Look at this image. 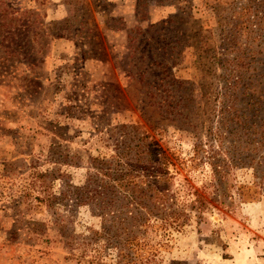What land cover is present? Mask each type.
<instances>
[{"label": "rangeland", "instance_id": "rangeland-1", "mask_svg": "<svg viewBox=\"0 0 264 264\" xmlns=\"http://www.w3.org/2000/svg\"><path fill=\"white\" fill-rule=\"evenodd\" d=\"M6 2L61 37L36 68L0 75V264H124L103 241L80 244L99 230L87 208L29 207L30 180L61 153L79 185L90 158L137 137L165 152L184 215L143 235L149 264H264V0ZM238 58L250 65L236 80Z\"/></svg>", "mask_w": 264, "mask_h": 264}, {"label": "trees", "instance_id": "trees-1", "mask_svg": "<svg viewBox=\"0 0 264 264\" xmlns=\"http://www.w3.org/2000/svg\"><path fill=\"white\" fill-rule=\"evenodd\" d=\"M34 1L38 8L44 2ZM16 13L6 0H0V75L16 65L36 68L42 61L44 41L48 37H61L59 30L52 32L43 26L42 14L35 11ZM221 60L226 66H231L230 63L235 66L236 57ZM237 63L244 66V70L237 66L231 69L236 73V80L243 77V72L250 65L239 58ZM249 91L250 88L243 87L241 94ZM146 139L137 137L133 145L124 144L107 158H90L88 171L79 185L66 182L68 176L59 166L70 165L71 162L59 153L57 160L53 161L58 166L31 173L30 187H36L40 194L32 197L28 206L33 209L43 206L56 211L69 200L74 206L85 207L100 224L99 230H90L91 237H85L80 244L97 245L103 241L102 247L113 248L124 264H149L153 254H142L149 245L143 235L149 229L162 232L170 228L179 229L184 215L180 214L181 209H176L173 194L168 193L171 176L167 171L166 154L154 141L147 142ZM55 181H62V189L52 192L51 186ZM193 194L195 200L192 203L198 202L200 195L196 191ZM83 255L84 252H80L78 256L82 261ZM98 256H91L84 262L91 264Z\"/></svg>", "mask_w": 264, "mask_h": 264}]
</instances>
